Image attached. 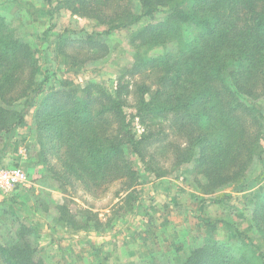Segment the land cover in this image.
<instances>
[{"label":"trees","instance_id":"obj_1","mask_svg":"<svg viewBox=\"0 0 264 264\" xmlns=\"http://www.w3.org/2000/svg\"><path fill=\"white\" fill-rule=\"evenodd\" d=\"M139 1L142 15L154 17L166 10L162 20L142 28L140 34L149 32L155 41L179 37L178 48L172 57H137L125 73L141 70L147 78L157 74L156 85L141 79L130 89L120 86L115 95L94 84L80 88L69 79L51 87L46 78L38 82L33 48L0 15V168L32 110L39 154L46 164L50 155L56 158L49 169L60 186L80 185L93 194L115 181L130 188L137 172L126 148L140 155L156 145L160 157L170 153L176 163H190L204 193L228 185L244 186L247 171L259 154L263 127L262 114L248 99L264 95V0ZM64 3L73 13L104 24L121 21L131 13L130 0ZM184 25L193 31L187 40L180 35ZM76 41L72 46L68 39L64 46L73 51L85 45L101 46L88 38ZM77 54L67 56L76 58ZM121 91L134 93L135 115L148 126L139 137L124 111L126 99ZM223 198L218 194L213 201ZM256 198L253 217L264 239V192ZM19 205L14 207L22 213ZM59 207L70 223L78 224L67 205ZM83 213L91 218L90 212ZM26 219L29 224H20L14 244L0 243V264H44L28 239L39 232L38 223L32 217ZM51 232V240L62 248L67 237L55 227ZM238 235L240 243L235 245L208 240L192 249L183 264H264V250L248 235Z\"/></svg>","mask_w":264,"mask_h":264},{"label":"rangeland","instance_id":"obj_2","mask_svg":"<svg viewBox=\"0 0 264 264\" xmlns=\"http://www.w3.org/2000/svg\"><path fill=\"white\" fill-rule=\"evenodd\" d=\"M64 2L0 0V15L35 52L38 82L46 78L47 87H51L69 79L80 88L94 84L113 95L120 86L130 89L141 79L156 85L157 74L147 78L141 70L135 74L125 72L137 57L165 58L176 53L179 37L155 41L149 32L140 34L142 28L162 20L166 10L149 17L142 15L139 0H130L128 17L104 24L73 13ZM113 23L117 25L106 33ZM180 31L182 40L193 36L189 26H181ZM87 38L99 41L101 46L85 45L75 51L64 46L68 39L75 46L77 39ZM76 52V58L67 56ZM123 97L124 111L139 137L148 126L135 115L134 93H124ZM41 98L42 94L36 97L37 104ZM248 100L262 114L258 157L247 171L244 186L228 185L212 193L200 189L190 163L178 164L170 153L160 157L157 145L142 150L140 155L126 148L137 172V180L130 188L115 181L93 194L80 185L60 186L49 169L56 158L50 155L46 164L39 154L35 112L31 110L18 129L15 148L3 160L2 168L22 169L26 182L0 191V243L14 244L20 224L28 225L26 218L32 217L39 232L28 239L37 247L44 264H183L192 249L210 239L239 244V232L264 250V239L253 217L256 196L264 192V95ZM218 194L224 198L214 202ZM16 203L22 213L15 209ZM62 204L67 205L78 224L70 223L67 214L60 211ZM87 211L90 219L83 213ZM205 221L214 226H207ZM50 227L67 237L62 248L51 240Z\"/></svg>","mask_w":264,"mask_h":264},{"label":"built area","instance_id":"obj_3","mask_svg":"<svg viewBox=\"0 0 264 264\" xmlns=\"http://www.w3.org/2000/svg\"><path fill=\"white\" fill-rule=\"evenodd\" d=\"M26 174L19 167L12 169L0 168V191H9L20 185H25Z\"/></svg>","mask_w":264,"mask_h":264}]
</instances>
